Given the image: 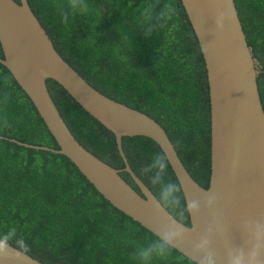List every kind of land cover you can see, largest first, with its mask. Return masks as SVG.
I'll use <instances>...</instances> for the list:
<instances>
[{
	"label": "trees",
	"instance_id": "16d2710c",
	"mask_svg": "<svg viewBox=\"0 0 264 264\" xmlns=\"http://www.w3.org/2000/svg\"><path fill=\"white\" fill-rule=\"evenodd\" d=\"M29 2L64 59L101 92L154 117L189 172L207 187L211 173L208 75L182 0ZM235 2L259 66L264 106V0ZM48 86L77 139L99 158L123 169L114 133L58 82L49 79ZM0 136L8 138H0V237L4 240L45 264H197L113 206L67 156L11 141L59 148L29 96L1 63ZM123 147L132 168L158 198L166 184H179L168 161L157 176L154 158L165 153L153 139L125 136ZM121 175L137 188L127 171ZM174 195L180 197L179 204L166 207L190 224L182 190Z\"/></svg>",
	"mask_w": 264,
	"mask_h": 264
},
{
	"label": "water",
	"instance_id": "95a60500",
	"mask_svg": "<svg viewBox=\"0 0 264 264\" xmlns=\"http://www.w3.org/2000/svg\"><path fill=\"white\" fill-rule=\"evenodd\" d=\"M208 75L211 173L207 187L189 172L166 129L148 113L101 92L58 52L29 0H0V63L26 92L59 148L11 138L67 156L110 203L197 264H228L236 250L264 245V106L259 66L235 0H182ZM58 82L116 138V168L87 149L64 120L48 86ZM125 136H147L170 159L190 224L177 219L132 168ZM0 138L8 139L5 136ZM127 171L137 188L122 175ZM163 240V239H162ZM0 241H6L0 237ZM164 241V240H163ZM0 264H45L7 241ZM257 264H264V252Z\"/></svg>",
	"mask_w": 264,
	"mask_h": 264
},
{
	"label": "clouds",
	"instance_id": "9594fccd",
	"mask_svg": "<svg viewBox=\"0 0 264 264\" xmlns=\"http://www.w3.org/2000/svg\"><path fill=\"white\" fill-rule=\"evenodd\" d=\"M169 159L170 158L167 155H157L154 158L152 167L159 169L157 173L158 177L160 173H162L166 169V167H168L167 161ZM153 182L155 183V181ZM177 192H181V187L179 184H166L159 193L160 202H162L167 207H171L173 204H179L180 197L174 195ZM187 207L191 209L197 207V205L195 202H189L187 204ZM162 239L164 240L165 244H171L170 239ZM7 247V241H0V251H4ZM262 252H264V245L254 246L251 250H236L234 253L228 256V264H257ZM143 255L147 256L148 253L145 252Z\"/></svg>",
	"mask_w": 264,
	"mask_h": 264
},
{
	"label": "flooded vegetation",
	"instance_id": "af4514ba",
	"mask_svg": "<svg viewBox=\"0 0 264 264\" xmlns=\"http://www.w3.org/2000/svg\"><path fill=\"white\" fill-rule=\"evenodd\" d=\"M131 176V175H130Z\"/></svg>",
	"mask_w": 264,
	"mask_h": 264
}]
</instances>
